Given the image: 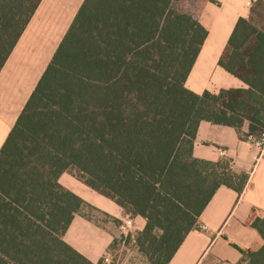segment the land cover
I'll return each instance as SVG.
<instances>
[{"label":"trees","instance_id":"obj_1","mask_svg":"<svg viewBox=\"0 0 264 264\" xmlns=\"http://www.w3.org/2000/svg\"><path fill=\"white\" fill-rule=\"evenodd\" d=\"M40 2L0 0V70ZM175 3L84 0L0 149V264H93L63 240L87 207L66 172L145 220L133 240L148 264L169 263L219 187L241 193L247 174L192 147L200 121L264 135V4L218 61L246 88L195 94L184 83L207 32ZM239 251L264 264V246Z\"/></svg>","mask_w":264,"mask_h":264},{"label":"crops","instance_id":"obj_2","mask_svg":"<svg viewBox=\"0 0 264 264\" xmlns=\"http://www.w3.org/2000/svg\"><path fill=\"white\" fill-rule=\"evenodd\" d=\"M83 2L41 0L0 70V149ZM258 2L264 4V0L190 1L188 10L196 14L207 35L185 80L187 90L201 94L246 88L218 61L237 21L249 19L251 8ZM192 157L208 162L228 161L233 172L245 173L248 178L239 194L224 186L215 191L195 229L186 235L168 264H249L248 256L239 250L255 253L264 246V233L260 235L252 227L254 220L264 222V151L255 148L252 139H239L232 127L200 121ZM58 182L87 208L108 219L95 221L82 207L63 236L67 245L93 264L107 255L110 264H148L134 240L128 246L120 230L122 221L130 218L133 228L129 235L142 232L146 225L143 218L125 215L121 207L70 173H63Z\"/></svg>","mask_w":264,"mask_h":264},{"label":"rangeland","instance_id":"obj_3","mask_svg":"<svg viewBox=\"0 0 264 264\" xmlns=\"http://www.w3.org/2000/svg\"><path fill=\"white\" fill-rule=\"evenodd\" d=\"M190 1L191 0H176L175 4L179 7L184 8V9H190V5H191ZM263 26H264V23H263ZM84 212L86 213V215L88 217L92 218L95 221L104 222V221L108 220L107 217L103 216L102 214H100V213H98L95 210H92L90 208L84 207ZM133 236L134 235H128V236L124 237V239L126 240V244H128V246H130V242H131V240H133ZM121 238L119 240H121Z\"/></svg>","mask_w":264,"mask_h":264},{"label":"built area","instance_id":"obj_4","mask_svg":"<svg viewBox=\"0 0 264 264\" xmlns=\"http://www.w3.org/2000/svg\"><path fill=\"white\" fill-rule=\"evenodd\" d=\"M252 143L255 148L264 151V135L258 139H253ZM132 228H133V224L130 218H127L124 221H122L120 230L124 236H128ZM103 260L105 264L111 263L110 257L108 255L105 256Z\"/></svg>","mask_w":264,"mask_h":264}]
</instances>
